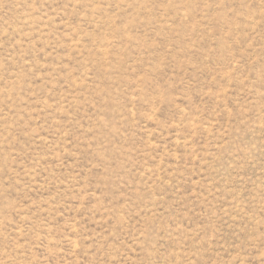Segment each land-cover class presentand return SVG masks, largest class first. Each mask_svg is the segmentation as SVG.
<instances>
[{"label":"rangeland","instance_id":"obj_1","mask_svg":"<svg viewBox=\"0 0 264 264\" xmlns=\"http://www.w3.org/2000/svg\"><path fill=\"white\" fill-rule=\"evenodd\" d=\"M0 264H264V0H0Z\"/></svg>","mask_w":264,"mask_h":264}]
</instances>
